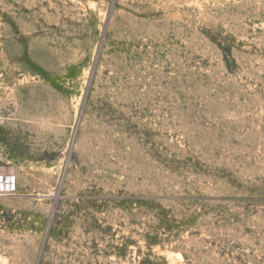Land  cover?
<instances>
[{"label": "rangeland", "instance_id": "rangeland-1", "mask_svg": "<svg viewBox=\"0 0 264 264\" xmlns=\"http://www.w3.org/2000/svg\"><path fill=\"white\" fill-rule=\"evenodd\" d=\"M0 264H264V0H0Z\"/></svg>", "mask_w": 264, "mask_h": 264}, {"label": "built area", "instance_id": "built-area-1", "mask_svg": "<svg viewBox=\"0 0 264 264\" xmlns=\"http://www.w3.org/2000/svg\"><path fill=\"white\" fill-rule=\"evenodd\" d=\"M17 191V174L12 165L0 167V197L14 195Z\"/></svg>", "mask_w": 264, "mask_h": 264}]
</instances>
